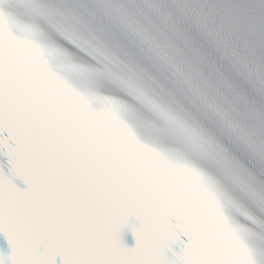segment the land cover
<instances>
[{"label":"snow or ice","instance_id":"snow-or-ice-1","mask_svg":"<svg viewBox=\"0 0 264 264\" xmlns=\"http://www.w3.org/2000/svg\"><path fill=\"white\" fill-rule=\"evenodd\" d=\"M0 264H264V0H0Z\"/></svg>","mask_w":264,"mask_h":264}]
</instances>
